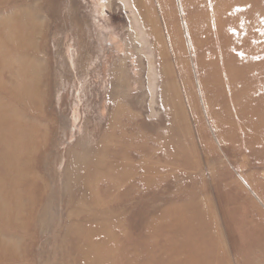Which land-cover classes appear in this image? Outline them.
<instances>
[{
    "label": "rangeland",
    "instance_id": "rangeland-1",
    "mask_svg": "<svg viewBox=\"0 0 264 264\" xmlns=\"http://www.w3.org/2000/svg\"><path fill=\"white\" fill-rule=\"evenodd\" d=\"M183 2L176 101L121 0H0V264H264V122L214 121L233 108L199 86Z\"/></svg>",
    "mask_w": 264,
    "mask_h": 264
},
{
    "label": "bare ground",
    "instance_id": "bare-ground-1",
    "mask_svg": "<svg viewBox=\"0 0 264 264\" xmlns=\"http://www.w3.org/2000/svg\"><path fill=\"white\" fill-rule=\"evenodd\" d=\"M129 1L121 0V3L132 13L142 34L144 35L145 32L147 35L146 38L148 37L153 40L150 45L153 51L156 50L155 52L158 54L159 60H161L159 61L161 75L164 80L166 79L169 81L166 92H170L172 94L171 98L177 101L179 98L176 83L173 76L169 74L170 69L167 66L169 48L172 55L179 54L183 56V42L177 22L174 0H157L159 7L156 6V8L160 14V19L157 18L158 14H156L155 5L152 0ZM183 1H185L182 5L185 7V16L187 19V21H185L186 26L184 25L186 34L191 42L192 49L198 57V59H195V62L197 70L200 71L199 86L202 87L203 93H205L209 99L211 95L213 101H221L220 104L225 105L224 97H226L233 108L229 110L222 109V116L216 119L214 118V121L219 123L221 118H223L225 123H223V125L228 127V131L232 135L237 133L245 135V133L249 131H251L252 135L255 134L254 131L250 129L254 126L256 127V123L259 122V120L264 122V75L260 67L261 62L256 58L257 53L254 52L259 43V32L261 30L259 29L258 31L256 27L258 15L255 12V3L253 1H247L248 8L246 9L243 8L244 0ZM168 10L171 11L172 14L169 18L170 22L167 23L164 15ZM243 41H245V43L242 44L241 42ZM227 48H240L242 52H237L231 56L216 54V52H223L224 49ZM197 49H200L201 52ZM204 49L206 50L203 52ZM249 51L252 52L250 59ZM208 57L211 59H207ZM149 64L154 65L152 61ZM176 67L179 74L178 76L183 79L182 83L184 87L187 90L191 89V80L187 81L190 77V72L186 60H178L176 62ZM165 70H168V74L165 73ZM255 102H260L261 106L252 107V104ZM138 107L140 106L138 105ZM250 116L254 118H250ZM115 118L116 117L113 116L111 120L114 121ZM233 120H236V122ZM255 130L259 133L254 137L258 139L259 142H256V144L259 145L261 141H264V126L260 125L256 127ZM9 133L10 130L8 129L2 132V135L5 136ZM253 145L255 144L253 143ZM179 213L180 212H178V214ZM212 223L214 222L212 221ZM216 256L212 255L211 259H205L204 256L200 255V257L198 256V258H196L195 264H214L218 260ZM215 264H217V262Z\"/></svg>",
    "mask_w": 264,
    "mask_h": 264
}]
</instances>
